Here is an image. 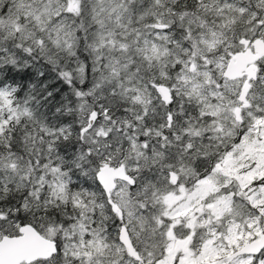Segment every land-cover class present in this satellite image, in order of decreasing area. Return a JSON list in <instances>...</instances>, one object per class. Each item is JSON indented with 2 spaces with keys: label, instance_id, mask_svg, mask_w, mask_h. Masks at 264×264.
<instances>
[{
  "label": "snow or ice",
  "instance_id": "1",
  "mask_svg": "<svg viewBox=\"0 0 264 264\" xmlns=\"http://www.w3.org/2000/svg\"><path fill=\"white\" fill-rule=\"evenodd\" d=\"M0 264H264V0H0Z\"/></svg>",
  "mask_w": 264,
  "mask_h": 264
}]
</instances>
